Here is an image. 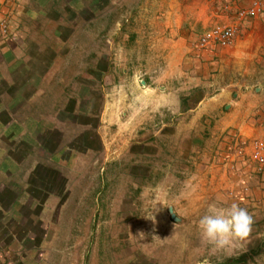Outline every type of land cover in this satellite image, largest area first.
Listing matches in <instances>:
<instances>
[{"label":"rangeland","instance_id":"374dc122","mask_svg":"<svg viewBox=\"0 0 264 264\" xmlns=\"http://www.w3.org/2000/svg\"><path fill=\"white\" fill-rule=\"evenodd\" d=\"M14 4L23 12L0 48V100L14 106L30 95L46 111L31 114V142L18 144L26 159L0 162L11 189L23 192L14 203L0 192V264H220L262 245L264 165L251 143L264 130L243 138L230 113L239 108L246 122L264 127V50L254 60L225 51L203 58L196 39L216 21L189 27L196 64L180 108L207 113L183 118L167 109L166 62L142 49L152 41L148 24L157 30L161 21L150 2ZM14 59L19 66L5 70ZM221 86L236 96L209 98ZM109 92L121 97L124 132L119 142H96L90 130L100 128ZM213 203L246 208L254 218L249 237L226 249L208 244L198 221ZM238 264H264V252Z\"/></svg>","mask_w":264,"mask_h":264},{"label":"crops","instance_id":"0c3cea01","mask_svg":"<svg viewBox=\"0 0 264 264\" xmlns=\"http://www.w3.org/2000/svg\"><path fill=\"white\" fill-rule=\"evenodd\" d=\"M145 2L151 3L150 13L152 19H160L161 21H159L160 26L157 30L155 28V30H152V27L155 25L152 26L153 24H151V22L148 24L152 41L146 43L142 49L152 51L153 54L157 52L155 55L162 59V63L166 62L168 69L166 79L171 82V91H168L167 94L164 95L167 96L169 94V97H171L169 99L171 101L169 102V100H167L166 102L167 109L170 110L171 113L182 115L183 118L185 116L188 117L192 111L195 112L197 116L207 113L204 107L186 110L185 108H180V94L183 95V98L185 97L184 94L187 93L188 95L187 89L190 87L185 84L190 82L194 72L193 67L196 64L195 61L189 58L190 48L188 47V40L191 37L190 34H192H188L189 27H192V25H205L208 21L210 22V20H215L222 24H234L236 27L231 46H213L205 48L201 52L203 58L205 54L208 53L213 56L211 53L218 55V53L225 51L231 52L236 59L239 60H254L258 56L257 52L264 50V0H145ZM253 2H257L260 5L258 14L255 17H246L244 19L237 18V11L248 8ZM14 7V0H0V20H3L7 24V33L3 34L0 30V48H2V45H6L7 43L10 44V23L16 18V14L23 12L15 11ZM22 29L25 28L22 27ZM18 31L20 33L18 29L12 32L17 34ZM4 47L6 49L4 50L8 52L15 50L13 48H6L7 46ZM260 59L264 58L260 56ZM13 63L15 66H19L18 63H20V61L15 59L11 61L6 60V66L4 65L5 70H7L8 67L10 68ZM12 79L15 80V78H10L9 75L6 82L11 83ZM229 85H231V82L226 86L228 87ZM184 91L186 92L184 93ZM214 91L216 93L209 98L223 100L231 96H236L235 92H231V90L223 86ZM35 95L38 96L36 93ZM23 96L28 98V102L21 101L14 106H10V101L6 102L2 99L0 100V115L2 114L5 116L2 117L4 121L0 126V162L3 163H13L15 160L19 162L21 159L22 161L26 159L25 156H20V154H18L24 149L22 147L18 148V144L22 142H31V114L38 113L42 115L46 111L45 108L37 110L38 106L35 107V105H32L30 95L24 94ZM206 97L207 96H204L203 98ZM120 101L121 97L119 96L117 98L114 92L104 94L102 110L99 115L101 123L100 128H98L97 131L96 129L90 130L95 134L96 142L121 141L120 137L117 138V135H121L124 132L122 130L124 128H121L120 118H122L121 116L124 113L121 110ZM166 103L164 105H166ZM171 103L174 105H170ZM159 105L158 99H155V101L151 103L150 109L157 111L160 107ZM32 109H34V111H32ZM238 109L239 108H236L233 110L234 112L232 111V113H230L232 116L231 123L238 129V135H242L243 138L259 135V132H261L262 129L264 130V127L260 125L254 127V123L246 122L245 119L240 116L239 111H237ZM262 125L264 126V124ZM125 140V135H123L122 141ZM4 142H7V144H4ZM4 147L7 149L4 150ZM13 149H15V151ZM11 176L12 174L10 175L0 171V192H5L8 198L13 196L12 202L14 203L17 197L23 195V192L21 193V189L15 193L13 190L15 188L13 187V189H11L12 187L9 182ZM22 178L25 179V171H22ZM19 193L21 195H19Z\"/></svg>","mask_w":264,"mask_h":264},{"label":"clouds","instance_id":"9594fccd","mask_svg":"<svg viewBox=\"0 0 264 264\" xmlns=\"http://www.w3.org/2000/svg\"><path fill=\"white\" fill-rule=\"evenodd\" d=\"M253 224V216L237 203L229 206L213 203L199 219L198 228L204 240L214 249H226L235 240L247 239Z\"/></svg>","mask_w":264,"mask_h":264},{"label":"built area","instance_id":"2783aa9c","mask_svg":"<svg viewBox=\"0 0 264 264\" xmlns=\"http://www.w3.org/2000/svg\"><path fill=\"white\" fill-rule=\"evenodd\" d=\"M259 10V3L253 2L248 8L238 10L237 18L255 17ZM0 30L3 34L7 33V24L4 21H0ZM235 32L234 24L215 22L196 39V46L200 49L213 46L229 47L233 43ZM251 147L254 159L264 165V139L254 140Z\"/></svg>","mask_w":264,"mask_h":264},{"label":"trees","instance_id":"16d2710c","mask_svg":"<svg viewBox=\"0 0 264 264\" xmlns=\"http://www.w3.org/2000/svg\"><path fill=\"white\" fill-rule=\"evenodd\" d=\"M185 99V98H182ZM92 138L95 134L92 132ZM90 135V134H89ZM94 139V138H93ZM264 252V241L262 245H259L257 248L251 249L247 252H243L237 257H229L225 261L221 262L220 264H238L240 262H246L248 259L253 258L254 256Z\"/></svg>","mask_w":264,"mask_h":264},{"label":"water","instance_id":"95a60500","mask_svg":"<svg viewBox=\"0 0 264 264\" xmlns=\"http://www.w3.org/2000/svg\"><path fill=\"white\" fill-rule=\"evenodd\" d=\"M169 212H170V214H171V217H172L174 220H179V218L176 217V216L174 215V213L172 212V209H171V208H169Z\"/></svg>","mask_w":264,"mask_h":264}]
</instances>
